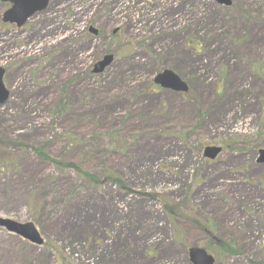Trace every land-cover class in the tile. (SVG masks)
I'll return each instance as SVG.
<instances>
[{"label": "rangeland", "instance_id": "obj_1", "mask_svg": "<svg viewBox=\"0 0 264 264\" xmlns=\"http://www.w3.org/2000/svg\"><path fill=\"white\" fill-rule=\"evenodd\" d=\"M231 2L50 0L20 28L2 23L0 2V140L12 143L0 169L18 156L21 173L54 181L42 228L22 195L0 204V218L33 222L45 241L0 227V264H193L195 246L214 264H264V0ZM164 68L189 92L152 88ZM39 145L102 183L40 161ZM207 146L223 150L211 160ZM210 233L238 253L210 249Z\"/></svg>", "mask_w": 264, "mask_h": 264}, {"label": "trees", "instance_id": "obj_2", "mask_svg": "<svg viewBox=\"0 0 264 264\" xmlns=\"http://www.w3.org/2000/svg\"><path fill=\"white\" fill-rule=\"evenodd\" d=\"M63 105V104H62ZM63 108V107H62ZM57 113H60V110L57 111ZM56 114V112H55ZM2 143L0 147L1 153H3L4 148L3 144L9 145L12 144L10 142H4L3 140H0ZM66 145L68 147H76L80 144L77 143V141L74 138H70L69 141L66 142ZM22 146V145H21ZM25 148H28V146H25ZM32 151V153L42 162H48L51 163L58 171H65L70 168L76 173L79 180L82 181L83 184L97 187L102 183V180L100 178L101 175L97 172H91L89 170H86L82 168L80 165L73 163V162H62L60 159H54L52 156L48 154V150L44 145L39 146H30L29 147ZM90 151V150H89ZM94 146L93 149L90 151L91 153H94ZM14 168H16L17 172L14 171ZM22 169H20L18 165V156H14L13 158L7 157L3 159L2 161V168L0 169V173L3 175H8L9 173H13L9 179V181H5V178L0 179V204L4 203L8 198H10L14 193L20 194L22 197H24V200L26 203L27 200L29 201V204L32 205L33 208V217L35 218L37 224L42 228L44 225L41 223V220H44V212H45V203H46V197L50 194V191L44 190L46 186H49L53 184L54 181L49 180H43L39 179L40 177H32L28 174L21 173ZM105 180L109 181L110 183H114L121 189H127L126 185L124 184V181L117 180L116 177L112 174H106ZM32 189V191L28 194L26 197V192L28 188ZM56 191V189H54ZM56 196V192H55ZM203 227V230L210 232L211 227ZM211 234V233H210ZM209 239L208 243L210 244V249L213 251H216L219 254H236L238 253V249L231 243L227 242H221L217 241L212 234L208 236Z\"/></svg>", "mask_w": 264, "mask_h": 264}, {"label": "water", "instance_id": "obj_3", "mask_svg": "<svg viewBox=\"0 0 264 264\" xmlns=\"http://www.w3.org/2000/svg\"><path fill=\"white\" fill-rule=\"evenodd\" d=\"M11 3V7L4 13L3 22L23 26L26 21L35 13L45 10L49 0H5ZM221 4L230 5L231 0H217ZM113 56L107 55L102 61L95 64L93 72H102L110 64ZM5 69L0 67V105L7 102L10 97L9 89L4 84ZM155 82L164 89L176 92H187L189 87L181 77L171 69H164L155 78ZM221 146H207L204 148V157L214 160L221 152ZM257 162L264 163V148L260 149ZM0 227L5 228L10 233L21 236L27 241L42 245L44 239L33 222H17L8 218H0ZM189 258L193 264H214V257L203 247L195 246L189 249Z\"/></svg>", "mask_w": 264, "mask_h": 264}, {"label": "flooded vegetation", "instance_id": "obj_4", "mask_svg": "<svg viewBox=\"0 0 264 264\" xmlns=\"http://www.w3.org/2000/svg\"><path fill=\"white\" fill-rule=\"evenodd\" d=\"M0 2H1V5H3L4 6V8H5V10H4V12L5 11H7L10 7H11V3L10 2H8V1H5V0H0ZM49 4H50V2H49ZM48 4V5H49ZM47 8H48V6L46 7V9L45 10H43V11H39V12H37V13H35V15H33V17H35L36 15L38 16V14H46L47 13ZM2 16H3V14H2ZM32 16L28 19V20H30L31 18H33ZM27 20V21H28ZM26 21V22H27ZM4 25H15V24H11V23H5V22H2ZM26 24V23H25ZM19 28V27H18ZM118 30L116 29L113 33L115 34V33H118L117 32ZM92 32V31H91ZM86 33L87 34H90V28H89V30L87 29V31H86ZM117 36V35H116ZM91 73H92V71H91ZM155 86H157V85H155L154 84V87Z\"/></svg>", "mask_w": 264, "mask_h": 264}]
</instances>
